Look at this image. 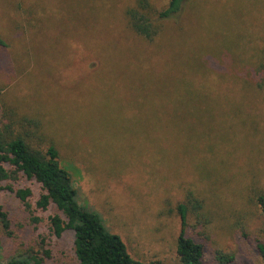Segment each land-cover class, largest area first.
<instances>
[{
  "label": "rangeland",
  "instance_id": "374dc122",
  "mask_svg": "<svg viewBox=\"0 0 264 264\" xmlns=\"http://www.w3.org/2000/svg\"><path fill=\"white\" fill-rule=\"evenodd\" d=\"M137 1L0 0L2 139L54 145L79 203L144 264H180V203L203 264L218 252L264 264V0H187L164 20L168 0H147L152 38L131 27ZM24 186L31 214L0 191V264L42 242L53 264H74L50 230L55 207Z\"/></svg>",
  "mask_w": 264,
  "mask_h": 264
},
{
  "label": "trees",
  "instance_id": "16d2710c",
  "mask_svg": "<svg viewBox=\"0 0 264 264\" xmlns=\"http://www.w3.org/2000/svg\"><path fill=\"white\" fill-rule=\"evenodd\" d=\"M186 1L168 0L167 5L157 12V19L177 17ZM127 15L131 27L139 35L152 38L156 34L154 21L148 15L147 0H138L135 6L127 9ZM6 46V40L0 35V47ZM71 171L68 165L61 164L54 145L50 144L43 152L31 148L18 136L5 141L0 133V191L13 194L30 212L28 197L31 196V190L24 185L28 181L37 182L41 193L36 207L40 210H46L51 204L55 207L49 217V227L56 238L70 240L74 264H144L129 254L120 235L106 228L97 211L79 203ZM256 203L264 215V196L258 195ZM191 206L197 210L200 204L191 203ZM177 211L180 229L176 237V253L180 264H203V244L186 234L187 207L180 203ZM0 220L4 227L9 225L1 206ZM39 220V217L30 216L32 223ZM41 244V253L11 256L5 264H53L51 251L44 248L43 242ZM256 248L264 261V243L258 242ZM217 260L218 264H228L233 256L218 252ZM149 264L161 262L153 261Z\"/></svg>",
  "mask_w": 264,
  "mask_h": 264
}]
</instances>
